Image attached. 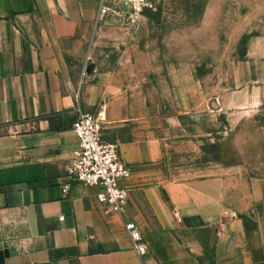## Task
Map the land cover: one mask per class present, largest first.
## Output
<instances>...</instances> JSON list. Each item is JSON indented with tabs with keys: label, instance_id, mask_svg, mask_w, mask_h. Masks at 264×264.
<instances>
[{
	"label": "crops",
	"instance_id": "obj_1",
	"mask_svg": "<svg viewBox=\"0 0 264 264\" xmlns=\"http://www.w3.org/2000/svg\"><path fill=\"white\" fill-rule=\"evenodd\" d=\"M99 8L0 0V264H264V217L231 207L229 172L158 169L192 150L190 120L243 110L258 94L236 86L238 75L231 86L206 72L216 55L207 48L229 42L207 22L162 32L146 16L133 25ZM87 111L101 114L103 141L132 171L121 214H105L95 188L62 190L71 124Z\"/></svg>",
	"mask_w": 264,
	"mask_h": 264
},
{
	"label": "rangeland",
	"instance_id": "obj_2",
	"mask_svg": "<svg viewBox=\"0 0 264 264\" xmlns=\"http://www.w3.org/2000/svg\"><path fill=\"white\" fill-rule=\"evenodd\" d=\"M210 7L216 11L208 15ZM143 16L162 32L206 22L217 28L224 44L230 45L207 48L216 55L206 63V72L230 80L231 86L238 75L236 86L255 87L258 93L243 110L223 115L214 110L190 120L197 125L192 150L169 157L158 169L192 170L190 177L196 178L229 172L225 176L231 179L236 196L231 207L264 217V0H157L154 10L144 11L134 22H124L135 25ZM157 33L156 29L153 34ZM255 192L257 200H251Z\"/></svg>",
	"mask_w": 264,
	"mask_h": 264
},
{
	"label": "built area",
	"instance_id": "obj_3",
	"mask_svg": "<svg viewBox=\"0 0 264 264\" xmlns=\"http://www.w3.org/2000/svg\"><path fill=\"white\" fill-rule=\"evenodd\" d=\"M156 3L157 0H112L109 4L108 0H100L99 12L101 15L112 12L118 18L134 22L144 11L154 10ZM103 123L101 114L92 111L79 112L72 122L76 144L66 169L69 183L62 190L68 191L70 183L95 188L96 200L104 207V213L121 214L128 198L126 182L131 179L132 171L121 161L118 146L103 141ZM125 230L133 250L139 256L145 255L146 246L139 228L128 222Z\"/></svg>",
	"mask_w": 264,
	"mask_h": 264
}]
</instances>
